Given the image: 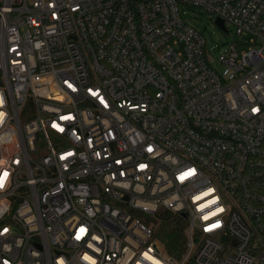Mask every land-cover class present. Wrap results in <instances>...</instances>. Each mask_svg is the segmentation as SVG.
Here are the masks:
<instances>
[{
  "label": "built area",
  "instance_id": "obj_1",
  "mask_svg": "<svg viewBox=\"0 0 264 264\" xmlns=\"http://www.w3.org/2000/svg\"><path fill=\"white\" fill-rule=\"evenodd\" d=\"M0 180V264H264V0H0Z\"/></svg>",
  "mask_w": 264,
  "mask_h": 264
},
{
  "label": "rangeland",
  "instance_id": "obj_2",
  "mask_svg": "<svg viewBox=\"0 0 264 264\" xmlns=\"http://www.w3.org/2000/svg\"><path fill=\"white\" fill-rule=\"evenodd\" d=\"M180 9L185 20L196 26L204 34L213 59L224 53L233 43H237L241 51L248 50L250 36H238L234 26L230 23L226 24L228 30H223L216 24L217 17L215 15H211L200 8L185 5H182ZM214 65L221 71L224 69V66L216 62Z\"/></svg>",
  "mask_w": 264,
  "mask_h": 264
},
{
  "label": "trees",
  "instance_id": "obj_3",
  "mask_svg": "<svg viewBox=\"0 0 264 264\" xmlns=\"http://www.w3.org/2000/svg\"><path fill=\"white\" fill-rule=\"evenodd\" d=\"M142 219L153 229V238L161 243L166 254L180 259L187 247L189 221L182 213L166 208L155 215H143Z\"/></svg>",
  "mask_w": 264,
  "mask_h": 264
},
{
  "label": "water",
  "instance_id": "obj_4",
  "mask_svg": "<svg viewBox=\"0 0 264 264\" xmlns=\"http://www.w3.org/2000/svg\"><path fill=\"white\" fill-rule=\"evenodd\" d=\"M216 24H217L221 29L226 30L225 22H224L222 19L217 18V19H216ZM182 215H183L184 217L188 218V213L183 212Z\"/></svg>",
  "mask_w": 264,
  "mask_h": 264
},
{
  "label": "snow or ice",
  "instance_id": "obj_5",
  "mask_svg": "<svg viewBox=\"0 0 264 264\" xmlns=\"http://www.w3.org/2000/svg\"><path fill=\"white\" fill-rule=\"evenodd\" d=\"M0 187H3V182L0 180ZM213 227H216V225H213Z\"/></svg>",
  "mask_w": 264,
  "mask_h": 264
}]
</instances>
